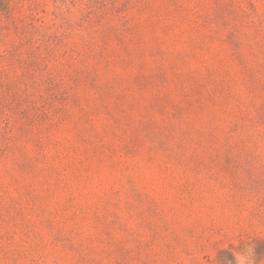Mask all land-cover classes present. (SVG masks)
<instances>
[{
	"label": "rangeland",
	"instance_id": "rangeland-1",
	"mask_svg": "<svg viewBox=\"0 0 264 264\" xmlns=\"http://www.w3.org/2000/svg\"><path fill=\"white\" fill-rule=\"evenodd\" d=\"M264 264V0H0V264Z\"/></svg>",
	"mask_w": 264,
	"mask_h": 264
},
{
	"label": "clouds",
	"instance_id": "clouds-1",
	"mask_svg": "<svg viewBox=\"0 0 264 264\" xmlns=\"http://www.w3.org/2000/svg\"><path fill=\"white\" fill-rule=\"evenodd\" d=\"M236 264H253V246H247L235 255Z\"/></svg>",
	"mask_w": 264,
	"mask_h": 264
}]
</instances>
